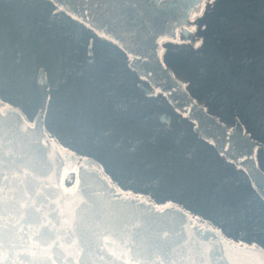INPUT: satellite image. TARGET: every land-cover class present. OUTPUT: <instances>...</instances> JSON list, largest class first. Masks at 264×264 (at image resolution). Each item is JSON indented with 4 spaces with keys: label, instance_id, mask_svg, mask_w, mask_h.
Listing matches in <instances>:
<instances>
[{
    "label": "flooded vegetation",
    "instance_id": "obj_1",
    "mask_svg": "<svg viewBox=\"0 0 264 264\" xmlns=\"http://www.w3.org/2000/svg\"><path fill=\"white\" fill-rule=\"evenodd\" d=\"M203 9L202 16L192 19L193 41L184 40L177 30V40L161 42L162 56L169 51L176 59L179 53H187L190 64L176 76L190 84L195 100L229 131L239 127L260 143L256 144L255 159L264 172V0H206ZM63 43L61 53L42 60L36 79L30 77L34 84L27 85L28 79L25 83L17 73L21 64L15 42L0 38V77L9 78L0 80V99L8 103L16 97L8 86L30 87L31 100H40V105L44 97L46 131L70 151L103 166L123 191L147 196L156 203L158 197L171 194L161 185L163 178L196 181L199 192H206L208 213L231 216L234 211L224 196H237L243 186L228 169L242 170L196 135L193 122L175 111L160 91L144 92L141 87H151L149 82L128 66V55L115 42L91 30L87 38L84 33L72 32ZM53 61L61 65L59 78L49 77L48 65ZM40 70L44 71L47 100L38 84ZM73 111L78 112L84 130L72 129ZM93 116L95 130L89 123ZM101 124L107 132L100 130ZM189 125L206 144L189 134ZM93 133L97 139L89 146L84 136ZM115 136L118 141L113 140ZM97 152L104 153L102 164L95 158ZM67 174L74 176V185L77 173L68 170Z\"/></svg>",
    "mask_w": 264,
    "mask_h": 264
},
{
    "label": "snow or ice",
    "instance_id": "obj_2",
    "mask_svg": "<svg viewBox=\"0 0 264 264\" xmlns=\"http://www.w3.org/2000/svg\"><path fill=\"white\" fill-rule=\"evenodd\" d=\"M196 2L202 5L205 0ZM203 12V7H197L191 19H197ZM135 59L138 57H134L133 61ZM130 66L134 67V62H130ZM7 79L9 78L0 77V80ZM2 88L3 85H0V90ZM43 119L42 110L37 113L36 119L29 122L18 108L0 99V264H57L60 259L64 264H89L93 243L98 246V252L107 250L110 242L104 241H107L109 235L117 234H122L121 243L117 251L109 254L118 256L123 264H178L173 256L174 250L169 248L163 238L143 248L138 245L137 232L140 224L132 225L131 221L140 219L136 216L135 209L143 206L145 201L132 191L125 192L118 187L119 181L114 183L105 174L103 166L91 165L99 174L98 183L102 195L81 178L80 167L83 165L68 169L77 173L76 183L71 188L63 186L61 160L67 157L78 161L79 157L75 151H69L63 146L58 137L45 131ZM71 120L73 130L77 127L84 130V126L78 123L77 111H73ZM89 123L95 130L97 124L94 116ZM100 130L107 132L103 124L100 125ZM29 133L39 141L34 146L48 153L50 166L41 174L42 179L23 166V157L16 156L7 149L12 138H26ZM96 139L94 133L84 136L89 146ZM113 140L118 141L119 137L115 136ZM40 145L43 146L42 149ZM95 158L102 164L104 153L97 152ZM84 160L87 161V156ZM152 179H155L154 175ZM261 183L264 184V179ZM70 199L72 207L69 211L66 201ZM85 206L89 208L88 227L82 228L80 209ZM166 210H174L180 214L182 224L190 226L192 238L206 239L207 234L218 238L213 246L202 245L203 255L208 257L207 260L197 261L189 256L187 264H264V246L257 242H234L227 239V234L219 228L211 226L197 231L201 218L197 216L194 220L192 215L171 199L163 207L157 208L162 214ZM64 233L76 235L78 240L65 247ZM213 257H219V260H214Z\"/></svg>",
    "mask_w": 264,
    "mask_h": 264
},
{
    "label": "water",
    "instance_id": "obj_3",
    "mask_svg": "<svg viewBox=\"0 0 264 264\" xmlns=\"http://www.w3.org/2000/svg\"><path fill=\"white\" fill-rule=\"evenodd\" d=\"M49 1L56 6L55 8L53 7V11L62 10L74 20L89 27L96 35L104 36L113 43L115 42L119 48L126 52L129 58L128 66L135 70L140 78L143 76L151 86L148 88L142 86L141 88L144 92L152 94L160 91L166 100L171 103L175 111L186 117L190 122H193V129L196 135L210 142L217 153L224 156L227 161L232 162L234 166L241 169L248 176L252 189L264 202V192H262L264 184L261 183L262 179H264V172L259 168L255 159L256 144L260 145V143L252 141L247 134H243L242 129L239 127L229 131L224 123L217 120L214 115L208 114L205 106L196 101L192 96L193 94H189L185 80L181 76L173 74L170 67L162 60L163 47L161 42L167 38L169 40H177V30H180L184 40L193 41L194 36L192 31H190L191 16L194 10L197 7H203V4H198L196 0ZM134 57H138V59L133 61ZM130 62H134V67L130 66ZM38 84L42 94L45 95L43 70H40ZM12 106L18 108L17 106ZM42 110L44 111V97L40 107L34 114L33 120L37 118V113ZM20 114L23 115L21 111ZM23 117L28 120L24 115ZM38 143L36 136L29 133L26 138H12V143L7 145V149L16 156L23 157V166L29 172L42 179L41 174L50 165L47 159L48 153L40 151L34 146ZM42 147L40 145L41 149ZM77 156L79 157L78 161L67 157L61 160V176L64 177L69 168H77L83 165L80 167L81 178L87 181L90 188L96 189L102 195V190L98 183L99 174L91 167L93 164L100 165L90 158H87L85 162L84 158L80 157L79 154ZM139 197L145 203L135 209L136 216L140 219H133L131 224H140L137 232V243L141 248L163 238L169 248L174 250L173 256L178 261V264H187L189 256L197 261L208 259L206 255H203L202 245L206 247L213 246L218 238L214 237L213 234H207L206 239L192 238L191 228L187 223L182 224L180 214L174 210H166L163 214L159 213L157 208L163 207V205L156 204L154 200H150L147 196ZM178 206L192 215L194 220L198 216L193 215L186 208ZM66 207L69 211L71 210V199L66 201ZM80 216L82 228H87L88 206L80 209ZM206 226L219 228L210 223L208 219L203 220L201 218L200 228L197 231L202 230ZM165 233H167V237H165ZM63 235L65 247L78 240L76 235L70 233H64ZM121 236L122 234L109 235L107 241H104V243L110 242L107 250L98 252V246L93 243L88 258L89 264H123V261L119 260L118 256L109 254L118 250ZM231 240L236 242L235 239ZM73 246L75 247V245ZM213 259L218 261L219 257H213ZM57 264H64V261L60 259Z\"/></svg>",
    "mask_w": 264,
    "mask_h": 264
},
{
    "label": "trees",
    "instance_id": "obj_4",
    "mask_svg": "<svg viewBox=\"0 0 264 264\" xmlns=\"http://www.w3.org/2000/svg\"><path fill=\"white\" fill-rule=\"evenodd\" d=\"M53 7L54 5L49 0H0V38L15 42V46L19 52L17 62L21 64L17 73L25 83L28 79L27 85L31 81L34 84V81L30 77L31 75L33 77L36 74L37 68L43 65L42 60H45L47 56L50 57L61 53L62 47L64 48L63 41L68 38L70 33L81 32L84 33L86 38L91 33V29L85 27L83 23L81 24L74 20L62 10L58 12L53 11ZM175 58L172 59L169 51L162 56L163 62L167 65L169 64L173 72L178 74L179 71L184 69L183 67L189 66L190 61H188L187 53H179ZM48 66L51 70L49 77L53 79L59 78L60 70H62L61 65L53 61ZM187 89L189 93L195 96L190 84L187 85ZM12 102L17 105L28 120H32L33 115L30 114H32L34 109L27 108L19 99L12 100ZM31 102L35 103L34 100H31ZM30 111L32 112L29 114ZM188 129L189 134L194 136L196 140L204 141L194 135L191 125H189ZM230 172H234V175L238 176L243 186L241 187V193H238L237 196L230 194H227V196L225 194L224 196L226 198L225 201L232 208L231 211H234L231 216L218 215L219 218L214 219L213 216L206 215L205 217L201 216V214L199 215L197 212H193L196 210L189 208L187 205L183 207L194 215L198 214L203 219L208 218L214 226L221 229V232L227 234V238L235 239L236 242L240 240L255 241L264 246V202L251 190V186L246 178L247 176L242 171L233 169L231 166L228 169V174ZM226 185L227 183H225ZM240 196L243 198L239 203L237 199L241 198ZM168 201L165 199L156 200V204L164 205ZM173 201L180 203L177 200ZM229 223L231 224L230 227L238 229L235 233L231 231L230 227L226 229Z\"/></svg>",
    "mask_w": 264,
    "mask_h": 264
},
{
    "label": "rangeland",
    "instance_id": "obj_5",
    "mask_svg": "<svg viewBox=\"0 0 264 264\" xmlns=\"http://www.w3.org/2000/svg\"><path fill=\"white\" fill-rule=\"evenodd\" d=\"M36 77H37V74L34 75L35 79H36ZM8 88L11 89V91H13V93L16 96V97L12 98V100H18L19 99L27 108H30L31 110L34 109L33 112L32 111L29 112V114L32 112V114H30V115H33L32 116V118H33L36 110L40 106V100L35 101V103L31 102L30 98H31V94H32V92H31L32 89L30 90V88L28 86L24 87L23 90H21L19 86H8ZM8 103H10L14 106H17L12 101L8 102ZM34 106H35V108H34ZM68 177H70L71 179H68ZM73 177L74 176L70 175V174L65 175L64 184L66 187L73 186V183H74ZM183 180L180 178L177 181H175V179L165 181L163 178L161 185L164 186L166 189L170 190V193H171L168 195V197L171 196L173 199L179 201L180 203H178V205H180L182 207L187 205L189 208L195 209L196 211H193V212H197L199 215L201 214V216L206 217V215H208L210 217L213 216L214 219H217L218 215L219 216L226 215V214L220 215L218 213H216V214L215 213H208L209 211L206 210V192L205 191L199 192L198 189H200L199 188L200 185L196 181L192 183V182H186ZM198 193L200 194L199 197H198ZM168 197H167V195L166 196L164 195V196L158 197L156 200H164V199L169 200ZM173 199H171V200H173ZM198 214H196V215H198ZM201 216H199V217H201ZM207 219H203V220H207ZM230 225L231 224L229 223L226 229H228V227H230ZM230 228H231V231L234 233L236 232V230H238V229H234L232 227H230Z\"/></svg>",
    "mask_w": 264,
    "mask_h": 264
}]
</instances>
